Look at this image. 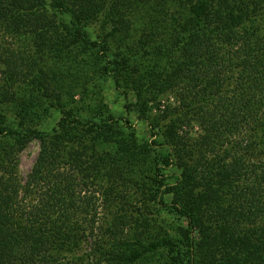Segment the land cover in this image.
<instances>
[{
    "label": "trees",
    "instance_id": "trees-1",
    "mask_svg": "<svg viewBox=\"0 0 264 264\" xmlns=\"http://www.w3.org/2000/svg\"><path fill=\"white\" fill-rule=\"evenodd\" d=\"M100 24L120 39L93 38ZM0 26L16 37L0 44V264H92L96 254L93 264H118L98 240L88 261L76 257L99 226L89 192L106 182L111 194L156 154L109 119L82 123L65 108L69 89L99 94L107 79L132 88L138 106L176 99L152 121L171 150L165 162L182 171L175 211L210 251L227 247L231 264H264V0H0ZM56 109L50 132L33 127ZM184 122L200 127L198 140L178 132ZM242 135L245 147L233 141ZM33 141L39 152L21 182L18 156ZM161 247L169 264L194 262L192 244L169 239L129 260Z\"/></svg>",
    "mask_w": 264,
    "mask_h": 264
},
{
    "label": "rangeland",
    "instance_id": "rangeland-1",
    "mask_svg": "<svg viewBox=\"0 0 264 264\" xmlns=\"http://www.w3.org/2000/svg\"><path fill=\"white\" fill-rule=\"evenodd\" d=\"M43 2L46 5L50 4V0H43ZM46 14L50 16V12ZM57 15L60 14L57 13ZM58 16H55L53 21L59 24L61 18L58 19ZM58 27L60 30V26ZM111 29V26L100 24L92 26L91 33L93 38L105 37L110 42L116 43L120 36L118 33L114 34ZM14 39L16 37L13 38L5 28L0 26V44L2 46L8 47V44L15 42ZM19 46L29 49L25 39L19 41ZM100 87L99 94L94 95H86L84 92L80 95L76 90L69 89L64 94L66 96L64 97L65 108H71L75 117L81 118L82 123L90 118L95 119L96 122L109 119L116 127L121 126L136 142H146L151 149V154H156V156L146 167L134 170L136 177L132 175V181L126 177L123 181L117 182L114 187H118L111 194L105 189L106 182L100 187H92L93 191L89 192V195L95 193L99 226L94 231V236L88 238L81 245L76 257L88 261L87 258L94 253V241L98 240L99 247L107 253L109 258L116 257L117 261L115 262L118 264H169L168 252L162 247L145 252L133 262L129 260L133 253L147 251L145 249H148L152 243L169 239L184 250L187 249V244L193 245V264H231L225 258L227 247L221 246L213 252L210 251L204 234H201L198 227L196 228L190 223L189 218L181 217L174 209L179 206L180 200H177L179 196L185 195V193H178L182 171L178 168L177 160L171 159L172 162L169 165L165 162L171 150L162 145L163 138L160 135L163 133V129L160 128L162 122L155 124L152 121L153 117L160 121L166 107L173 109L179 103L174 97L163 95L156 104L148 103L145 108L136 105L135 92L128 85L124 86L122 90H117L113 81L107 79L100 84ZM98 106L99 110L97 111ZM7 117L13 127L24 126L22 122L13 118L12 113H7ZM61 118L62 113L56 109L47 120L42 123L32 122V125L33 127L37 125V128L43 132H50ZM178 132L181 135L186 134L189 139L195 141L202 135L200 127L194 122L190 125L188 122H184ZM260 138L262 140L257 139V142L263 141L264 134ZM236 140L239 143L242 142L241 146L243 147L250 143V139L248 140L243 135L233 141ZM155 142L161 145L156 146L158 143ZM227 146V148H231V145ZM225 147L226 145L221 148V153ZM38 152L39 143L33 141L19 154L17 172L21 182L26 179L33 167ZM137 187L139 188L135 190ZM177 187L179 190H176ZM209 215L212 219L211 214ZM216 222L218 223V221ZM217 223L212 224L213 231H218V229L215 230L220 226ZM204 224L211 227V222H207L206 218ZM97 260L98 255L96 254L93 261Z\"/></svg>",
    "mask_w": 264,
    "mask_h": 264
}]
</instances>
